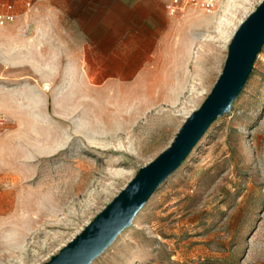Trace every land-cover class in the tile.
I'll use <instances>...</instances> for the list:
<instances>
[{"label": "rangeland", "instance_id": "1", "mask_svg": "<svg viewBox=\"0 0 264 264\" xmlns=\"http://www.w3.org/2000/svg\"><path fill=\"white\" fill-rule=\"evenodd\" d=\"M26 1L0 0V11L13 3L21 14ZM262 1L222 0L215 14L196 12L169 57L131 84L19 79L24 111L0 162V264L50 260L171 144ZM7 80L16 85V75ZM91 264H264V46L230 112Z\"/></svg>", "mask_w": 264, "mask_h": 264}, {"label": "crops", "instance_id": "2", "mask_svg": "<svg viewBox=\"0 0 264 264\" xmlns=\"http://www.w3.org/2000/svg\"><path fill=\"white\" fill-rule=\"evenodd\" d=\"M168 1L27 0L21 14L15 8L21 17L0 25V162L2 146L24 111L19 79L78 76L86 87L90 75L109 77L120 86L136 82L169 57L179 27L194 22L195 14L170 16ZM11 74L16 85L5 83ZM4 98L9 108L1 106Z\"/></svg>", "mask_w": 264, "mask_h": 264}, {"label": "water", "instance_id": "3", "mask_svg": "<svg viewBox=\"0 0 264 264\" xmlns=\"http://www.w3.org/2000/svg\"><path fill=\"white\" fill-rule=\"evenodd\" d=\"M264 46V0L242 21L229 44L222 72L201 106L185 120L171 144L140 168L126 187L43 264H91L135 217L166 179L187 159L212 124L230 112Z\"/></svg>", "mask_w": 264, "mask_h": 264}, {"label": "built area", "instance_id": "4", "mask_svg": "<svg viewBox=\"0 0 264 264\" xmlns=\"http://www.w3.org/2000/svg\"><path fill=\"white\" fill-rule=\"evenodd\" d=\"M222 0H169L167 2V12L175 18H185L202 11L207 14H215L221 6ZM17 14L12 3L4 4L0 11V25L15 20ZM3 121L0 119V122Z\"/></svg>", "mask_w": 264, "mask_h": 264}, {"label": "bare ground", "instance_id": "5", "mask_svg": "<svg viewBox=\"0 0 264 264\" xmlns=\"http://www.w3.org/2000/svg\"><path fill=\"white\" fill-rule=\"evenodd\" d=\"M47 88H49L48 84L46 85Z\"/></svg>", "mask_w": 264, "mask_h": 264}]
</instances>
